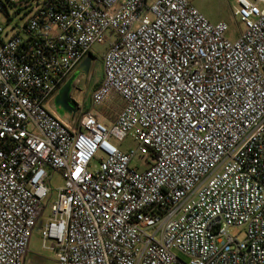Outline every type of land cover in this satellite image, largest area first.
<instances>
[{"label": "built area", "instance_id": "obj_1", "mask_svg": "<svg viewBox=\"0 0 264 264\" xmlns=\"http://www.w3.org/2000/svg\"><path fill=\"white\" fill-rule=\"evenodd\" d=\"M234 1L235 40L189 0H43L0 24V264H31L54 174L57 264H264V0ZM109 33L92 107L124 106L67 122L51 102Z\"/></svg>", "mask_w": 264, "mask_h": 264}, {"label": "rangeland", "instance_id": "obj_2", "mask_svg": "<svg viewBox=\"0 0 264 264\" xmlns=\"http://www.w3.org/2000/svg\"><path fill=\"white\" fill-rule=\"evenodd\" d=\"M25 1L27 8L24 7ZM43 0H19L17 7L11 10V17L0 16V24L4 25L8 31L16 29L17 26H23L28 18V9L35 8ZM200 12H202L211 22L225 21L229 25L228 37L232 40L238 38L239 31L243 29L242 22L234 16V8L237 5L234 0H189ZM116 40L111 33L108 34L107 41L102 44H95L91 54L95 59L89 75L82 72L73 83L72 90L69 94L71 107L76 112V117H81L85 112L91 110L92 92L102 83L104 78L103 57L107 52L110 44ZM124 104L121 97L113 94L101 107L94 108L90 112L101 116L104 122L113 121L121 111ZM91 107V108H90ZM107 118L106 121L104 117ZM136 147L135 141L128 137L122 143L124 150ZM143 157L134 159L132 166H141L144 163ZM99 166V160L93 162V168ZM64 185V180L60 174H54L51 187L54 189L53 198L48 201L46 209L33 229L30 252L28 261L31 264H57L56 252L43 248L42 231L45 223L51 216V206L57 198L56 189ZM230 234L238 239L245 238L244 230L240 227H231Z\"/></svg>", "mask_w": 264, "mask_h": 264}, {"label": "crops", "instance_id": "obj_3", "mask_svg": "<svg viewBox=\"0 0 264 264\" xmlns=\"http://www.w3.org/2000/svg\"><path fill=\"white\" fill-rule=\"evenodd\" d=\"M236 7V6H235ZM88 58H91V66H90V69H89V72H84V70L81 68L82 67V64L88 59ZM95 62V59L93 58L92 54H90L75 70L74 72L72 73V75L69 77L68 81L70 79H72L75 75L79 74L80 72H84L85 75H89L90 71H91V68L93 66V63ZM104 66V64H103ZM80 73V74H81ZM79 74V75H80ZM78 75V76H79ZM78 79V78H77ZM76 79V80H77ZM68 81L66 83H68ZM101 85V83L99 84ZM98 85V86H99ZM64 87V86H63ZM62 87V88H63ZM61 88V89H62ZM97 89V88H96ZM95 89V90H96ZM60 92V91H59ZM59 92L54 96L52 102H51V109L53 110V112H55L60 118H62L63 120L67 121V122H72V120L76 117V112L72 109H68L66 107H64L61 103H57L56 102V99L59 95ZM93 93V92H92ZM92 105V104H91ZM91 108V107H90ZM86 113V112H85ZM84 113V114H85ZM104 120L106 121L107 118H105V116L103 117ZM107 122V121H106ZM111 121H108L107 123H109Z\"/></svg>", "mask_w": 264, "mask_h": 264}, {"label": "water", "instance_id": "obj_4", "mask_svg": "<svg viewBox=\"0 0 264 264\" xmlns=\"http://www.w3.org/2000/svg\"><path fill=\"white\" fill-rule=\"evenodd\" d=\"M90 66H91V58H88L82 64V67L81 68L84 70V72H89ZM79 74L75 75L72 79H70L68 81V83H66L64 85V87L60 90L59 95H58V97L56 99V102L57 103H61L64 107H66L68 109H72V107H71V101L69 100V94H70V92L72 90L73 83L75 82V80L77 79V77H78Z\"/></svg>", "mask_w": 264, "mask_h": 264}, {"label": "trees", "instance_id": "obj_5", "mask_svg": "<svg viewBox=\"0 0 264 264\" xmlns=\"http://www.w3.org/2000/svg\"><path fill=\"white\" fill-rule=\"evenodd\" d=\"M100 87V85L97 87V89ZM91 107H92V105H91ZM91 110H93V107L91 108ZM91 110H89V111H87L86 113H89ZM85 113V114H86Z\"/></svg>", "mask_w": 264, "mask_h": 264}]
</instances>
